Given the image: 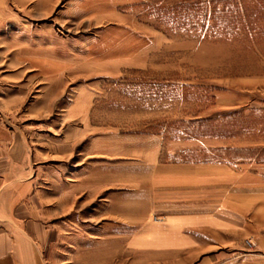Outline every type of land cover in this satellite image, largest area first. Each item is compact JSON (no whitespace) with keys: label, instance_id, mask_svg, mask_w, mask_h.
I'll use <instances>...</instances> for the list:
<instances>
[{"label":"rangeland","instance_id":"1","mask_svg":"<svg viewBox=\"0 0 264 264\" xmlns=\"http://www.w3.org/2000/svg\"><path fill=\"white\" fill-rule=\"evenodd\" d=\"M0 123L45 264H264V0H0Z\"/></svg>","mask_w":264,"mask_h":264},{"label":"crops","instance_id":"2","mask_svg":"<svg viewBox=\"0 0 264 264\" xmlns=\"http://www.w3.org/2000/svg\"><path fill=\"white\" fill-rule=\"evenodd\" d=\"M23 161L0 123V264H45L39 248L42 223L36 203L26 200L31 189L27 192Z\"/></svg>","mask_w":264,"mask_h":264}]
</instances>
